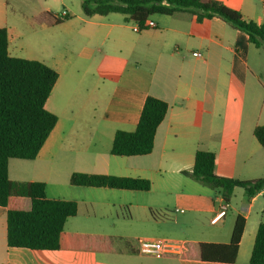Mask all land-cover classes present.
Listing matches in <instances>:
<instances>
[{"label":"crops","instance_id":"obj_1","mask_svg":"<svg viewBox=\"0 0 264 264\" xmlns=\"http://www.w3.org/2000/svg\"><path fill=\"white\" fill-rule=\"evenodd\" d=\"M13 1L14 5L0 0V28L8 30L9 53L26 58L21 55L25 46L43 50L46 58L40 61L55 68L59 79L46 102L58 115L55 128L35 159H10L9 177L44 181L49 198L76 200L78 213L68 218L65 230L110 236L114 249L9 246L7 212L0 204V264H227L142 254L143 237L117 244L105 230L108 221L102 219L131 217L151 232L148 239L227 243L238 215L246 218V225L232 264H250L258 227L264 222V189L253 197L244 189L237 203L232 199L239 193L236 187L226 215L212 222L224 197L220 192L213 195V189L184 171L192 172L197 150L204 149L217 154L218 175L243 180L264 176V147L254 135L255 127L264 124V47L216 16L198 23L187 11L156 14L150 17L154 27L135 31L122 13L84 14L77 23L64 9L71 17L55 22L52 16L63 12L47 7L26 10L31 3ZM220 1L264 24V0L262 6L257 0ZM77 39L86 42L85 47L111 43L100 55L68 52V43ZM94 80H102L98 94L92 91ZM148 95L169 103L152 152L112 154L115 132L136 128ZM66 172L70 177L88 172L148 178L152 186L142 191L73 185L74 194L65 196L60 180ZM153 188L158 196L148 193ZM168 195L180 197L189 213L170 221L159 202ZM181 209L175 212H185Z\"/></svg>","mask_w":264,"mask_h":264},{"label":"trees","instance_id":"obj_2","mask_svg":"<svg viewBox=\"0 0 264 264\" xmlns=\"http://www.w3.org/2000/svg\"><path fill=\"white\" fill-rule=\"evenodd\" d=\"M82 8L86 16L116 12L141 25L153 15H174L178 11L189 12L198 23L216 16L247 33L255 46L264 47V24L220 0H83ZM52 17L58 22L71 14ZM58 79L59 72L45 62L12 56L8 30L0 28V204L7 212V243L31 249L111 252L114 239L110 236L65 230L68 218L78 213L76 200L49 198L44 181H15L9 177L10 159H35L55 128L58 115L47 109L46 102ZM168 109L167 101L148 95L136 128L115 132L111 153H151ZM254 135L264 147V124L255 127ZM217 159L215 152L198 149L192 172L184 173L218 190L227 202L236 187H243L249 197L264 189V176L243 180L216 174ZM70 183L142 191L152 186L148 178L88 172L72 173ZM245 225L246 218L238 215L229 242L188 241L181 252L161 256L235 263ZM249 263L264 264V222L258 227Z\"/></svg>","mask_w":264,"mask_h":264},{"label":"rangeland","instance_id":"obj_3","mask_svg":"<svg viewBox=\"0 0 264 264\" xmlns=\"http://www.w3.org/2000/svg\"><path fill=\"white\" fill-rule=\"evenodd\" d=\"M11 3L14 5L15 2L11 0ZM25 3H31L29 6H25V9L28 10L29 7L31 8H51L54 11H57L59 13H62L64 9H68L73 18L74 21L79 23L81 22V18L85 17L83 8H82V3L83 0H25ZM257 5L262 6L263 1L262 0H257ZM111 15H121L119 13L111 14ZM156 15L152 16V19H155ZM131 24H134L132 20H130ZM27 41V40H26ZM110 40H106L105 44H101L100 42H94V43H88V45L85 47L86 42L83 41H78L73 40V42H69L67 45V50L68 52H74L77 53L79 51H85L88 53H93L96 55H100L106 50H108L109 45H110ZM28 44V43H27ZM45 53L43 50L34 47V46H25L24 50L21 52L22 56H25L26 58H31V59H45ZM108 53V51H107ZM122 59H118V62H122ZM107 83V82H106ZM94 88L93 92L97 93L98 88H101L102 86V80L101 81H93ZM97 89V90H96ZM98 94V93H97ZM103 95V94H102ZM62 115V113H61ZM60 183L63 184L66 192H64L65 196H70L74 194V189L75 187L70 183V172H66L62 176V179L60 180ZM51 188H53V182L49 181V194H53L51 192ZM239 193L233 194L232 199L235 202H239L242 197L244 196V188L243 187H238L237 188ZM218 190H213V195L218 194ZM151 195L158 196V192L156 188H153L150 192ZM181 198H177L175 195H168L164 200H159V202H162V204L165 206L163 207V210L166 214L171 216L170 221L174 220H179L178 217L182 215H186L189 213V209L186 205L182 204ZM264 197L260 199L263 200ZM176 208L181 209L184 208L185 212H175ZM233 215V212L230 211V215ZM174 217V218H173ZM105 220L106 222L108 221V224H106L107 232L112 234L115 239L117 244H123V243H128V242H135L138 238H146V236H150L151 232H149L142 224L139 222H136L135 220H132L131 217H126V218H120V219H102ZM170 225V224H169Z\"/></svg>","mask_w":264,"mask_h":264},{"label":"built area","instance_id":"obj_4","mask_svg":"<svg viewBox=\"0 0 264 264\" xmlns=\"http://www.w3.org/2000/svg\"><path fill=\"white\" fill-rule=\"evenodd\" d=\"M66 11H63L62 15H66ZM156 23L148 18L143 25H141L138 22L134 23L133 29L135 31H140L141 29L148 28V27H154ZM194 55L201 56V53L199 51H194ZM229 203L227 201H223V205L220 207L219 211L216 213V215L213 217L212 222H217L221 218H223L228 210ZM181 210L183 209H176ZM186 243L184 244L181 241L174 240V239H148L143 238L139 240V251L142 254L145 255H151V256H161L165 253H179L185 248Z\"/></svg>","mask_w":264,"mask_h":264}]
</instances>
